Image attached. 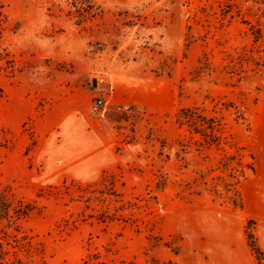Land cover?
Returning a JSON list of instances; mask_svg holds the SVG:
<instances>
[{"label": "rangeland", "instance_id": "obj_1", "mask_svg": "<svg viewBox=\"0 0 264 264\" xmlns=\"http://www.w3.org/2000/svg\"><path fill=\"white\" fill-rule=\"evenodd\" d=\"M0 21L7 264H264V0H0Z\"/></svg>", "mask_w": 264, "mask_h": 264}, {"label": "built area", "instance_id": "obj_2", "mask_svg": "<svg viewBox=\"0 0 264 264\" xmlns=\"http://www.w3.org/2000/svg\"><path fill=\"white\" fill-rule=\"evenodd\" d=\"M127 109L128 107L117 108L118 111H122V110L125 111ZM105 112H106V106L104 101L100 98H96L91 105V113L96 116H103Z\"/></svg>", "mask_w": 264, "mask_h": 264}, {"label": "trees", "instance_id": "obj_3", "mask_svg": "<svg viewBox=\"0 0 264 264\" xmlns=\"http://www.w3.org/2000/svg\"><path fill=\"white\" fill-rule=\"evenodd\" d=\"M0 24H1V21H0ZM4 210V208H1V210ZM2 212V211H1ZM6 216V214L3 212V215H2V213L0 214V218L1 217H5ZM7 256V253H6V250L3 248V245H2V243H1V241H0V264H7L6 262H5V257ZM12 264V263H11Z\"/></svg>", "mask_w": 264, "mask_h": 264}]
</instances>
